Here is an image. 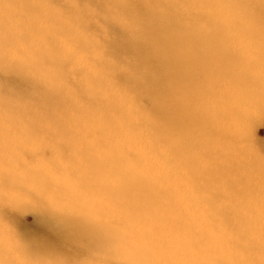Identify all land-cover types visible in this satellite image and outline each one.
I'll return each instance as SVG.
<instances>
[{
	"label": "rangeland",
	"instance_id": "1",
	"mask_svg": "<svg viewBox=\"0 0 264 264\" xmlns=\"http://www.w3.org/2000/svg\"><path fill=\"white\" fill-rule=\"evenodd\" d=\"M255 1L264 3V0ZM114 2L0 0V207H8L0 217V264H5V259L29 264V258L33 259L30 264H42L34 261L35 257L42 256L37 248L17 241L16 235L34 229L38 218L31 199L19 206L26 193L20 191V186L25 189L24 179L27 183L26 175L30 172L61 174L65 170L63 165L59 166L61 157L73 156L67 148L88 146L90 139L86 132L90 134L94 127L101 133L110 129L105 118L109 119L112 129L117 128L114 136L102 135L106 137L102 143L114 157L131 153L136 160L139 156L151 160L148 148L154 141L153 130L148 125L142 126L150 116L149 103L140 100L135 89L131 90L129 81L119 82L109 76V72L126 71L128 60H115L108 52L112 35L103 21L115 23L127 34L132 30L131 24L117 13H105L104 4L114 9ZM200 2L205 18L218 14L227 5V0ZM100 5L102 8H98ZM158 11L163 12V8L159 7ZM176 11L172 13L180 15L183 25L195 22L196 10L180 7ZM253 12V9L248 11L249 14ZM248 13L231 16L232 23L241 24V18ZM32 26L36 27L35 31ZM195 27L197 30L196 22ZM228 34L226 32L221 40L264 43V37H231ZM202 40L206 38L198 41ZM219 50L226 56L235 52L238 62L246 65L231 74L240 75L228 86L229 94L234 97L226 95L222 99L228 107L237 105L241 111L251 108L254 115L244 120L236 133L224 135V145H234L235 150L228 152L227 161L219 158L218 163V151L212 143L208 144L205 134L206 115L209 111L215 113V99L207 95L204 99L207 103L191 88L180 91L179 101L172 96V163L170 171L162 170L165 178L158 182L162 189L168 188L171 197L160 198L156 206L161 210L169 207L164 218L188 227L193 234L207 232L208 245L220 246L218 252L221 254H212L213 260L240 264L235 251L239 258L249 261L246 264H264V114L255 116V108L264 105V46L240 44ZM137 68L143 71L142 65ZM92 81L98 84L94 86ZM11 84L21 87L18 94L13 92ZM242 84H254L255 91L248 85L250 90L246 92ZM29 85L34 90L27 94ZM48 91L51 98L47 97ZM237 96L239 99L234 100ZM108 98L116 108H111ZM28 128H42L52 135L46 139L37 131L29 136ZM159 153H163L162 148ZM150 167L157 174L160 171L156 160ZM60 177V183L64 184V177ZM219 196L221 199L213 206L203 205L207 199ZM212 211L216 213L213 218ZM163 237L169 247L162 249L167 252L161 253L160 258H154V264H199L194 263V257L203 260L207 256L206 253L195 255L184 234L179 238ZM136 239L133 233L129 245ZM8 243L14 244V248L6 253ZM250 245H260L262 250L253 255L248 249ZM137 249L140 250L138 246ZM147 251L149 254V248ZM56 258L49 256L43 264H56ZM87 260L90 258L80 252L69 263L93 264ZM145 264H149L148 261Z\"/></svg>",
	"mask_w": 264,
	"mask_h": 264
},
{
	"label": "bare ground",
	"instance_id": "2",
	"mask_svg": "<svg viewBox=\"0 0 264 264\" xmlns=\"http://www.w3.org/2000/svg\"><path fill=\"white\" fill-rule=\"evenodd\" d=\"M104 7L107 15L117 13L131 24V33L127 34L115 23L112 25L108 20L103 21L112 35L108 52L115 60H128L126 71L109 72V76L119 82L129 81L131 90L135 89L140 100L145 99L149 103L150 116L145 118L142 126L148 125L153 130L154 141L148 148L151 160L143 156L136 160L131 153L114 157L112 151L102 143L106 139L102 135L114 136L117 128L112 129L109 119L105 118L110 129L101 133L94 127L90 134L86 132V137L90 139L88 146L74 150L67 148L73 156L61 157L59 166L63 165L62 169L65 170L55 174L58 178L44 172H30L26 175L25 191L20 186V191L26 193L19 206H24V201L29 202L31 199L38 218L34 229L27 234L16 235L17 241L30 248H37L42 256L35 257L34 261H41L42 264L49 256L57 257L56 264L59 261L60 264H70L75 254L80 252L90 258L87 261L93 264H145L147 261L154 264V258H160L161 253L167 252L162 249L169 247L163 235L179 238L184 234L190 240L189 246L195 255L207 254L203 260L194 257V263L230 264L211 258L212 254H221L218 252L220 246L208 245L207 232L197 236L188 227L164 218L169 213V207L161 210L156 205L160 198L169 199L171 193H168V188L162 189L158 182L165 178L162 170L166 168L170 171L171 168L172 96L175 101H179L180 91L185 92L191 88L203 100L207 95L215 99V113L207 111L206 115L205 134L209 138L208 144L212 143L218 151V163L219 158L228 160L229 151L234 152V145H224V135L236 133L241 123L254 114L251 108L241 111L237 105L228 107L222 99L226 95L231 99L234 97L229 94L228 86L240 75L231 74L246 65L238 62L235 52L226 56L219 49L240 44L264 46V43H243L221 38L226 32L231 37H264V3L255 0H227L223 11L208 18L201 13L203 9L200 8V0H175L174 3L172 0H115L114 9L105 4ZM159 7L163 8V12L158 11ZM180 7L197 11L194 18L197 30L195 22L190 21L185 26L180 15L178 17L172 13ZM252 9L254 12L249 14L248 11L252 12ZM246 11L248 15L242 17L241 24L235 26L231 16L239 17V12ZM32 29L35 31L36 27L32 26ZM196 38L206 40L198 41ZM139 64L143 66L142 72L137 68ZM91 83L95 86L98 81ZM248 85L242 84L246 92H249L250 87L255 91L254 84L250 87ZM11 87L15 94L21 90L16 84H11ZM33 90L34 87L29 85L26 92L29 94ZM47 97H52L49 91ZM238 99L237 96L234 100ZM108 100L112 109L117 107L111 98ZM178 108L177 113L180 111ZM255 109L256 117L264 114V105ZM37 131L45 135L46 139L52 135L42 128H28L27 134L32 136L30 134ZM58 134L54 133L56 136ZM160 148L163 153H159ZM155 160L159 165L158 174L150 167V163ZM5 173L1 176L4 177ZM60 176L64 177V184L60 183ZM76 177L79 179L75 180ZM66 187L70 190H66ZM14 188L18 187L14 185ZM221 197H211L203 205L211 207ZM5 208L0 207V217ZM217 213L222 214L224 211ZM215 214L212 211L211 217ZM133 233H136L137 239L129 245ZM45 236L49 238L45 240ZM259 246L250 245L248 249L255 255L254 252L261 249ZM13 248L14 244L8 243L6 253ZM1 249L2 246L0 255ZM233 253L240 264L249 262L239 258L235 251ZM63 255H66L65 259ZM137 256L142 257L138 259ZM28 260L29 264L33 261L32 258ZM3 263L21 264L7 259Z\"/></svg>",
	"mask_w": 264,
	"mask_h": 264
},
{
	"label": "snow or ice",
	"instance_id": "3",
	"mask_svg": "<svg viewBox=\"0 0 264 264\" xmlns=\"http://www.w3.org/2000/svg\"><path fill=\"white\" fill-rule=\"evenodd\" d=\"M98 8H102V5L98 6ZM5 212H7V206L5 208Z\"/></svg>",
	"mask_w": 264,
	"mask_h": 264
}]
</instances>
